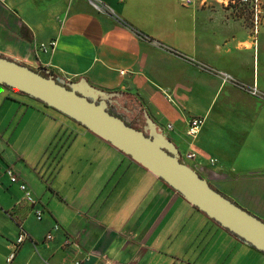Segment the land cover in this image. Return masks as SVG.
Wrapping results in <instances>:
<instances>
[{
    "label": "crops",
    "instance_id": "1",
    "mask_svg": "<svg viewBox=\"0 0 264 264\" xmlns=\"http://www.w3.org/2000/svg\"><path fill=\"white\" fill-rule=\"evenodd\" d=\"M101 1L109 14L89 0H0V55L133 100L181 153L197 154L190 165L213 188L264 221V97L199 66L263 95V20L249 27L222 8L181 0ZM195 117L204 123L192 139ZM81 139L49 182L51 164L37 171L0 140V169L13 168L38 201L0 177V264H264V254L109 143Z\"/></svg>",
    "mask_w": 264,
    "mask_h": 264
},
{
    "label": "water",
    "instance_id": "2",
    "mask_svg": "<svg viewBox=\"0 0 264 264\" xmlns=\"http://www.w3.org/2000/svg\"><path fill=\"white\" fill-rule=\"evenodd\" d=\"M46 74L0 55V85L45 104L109 143L220 227L264 254V221L213 188L184 162L181 152L147 112L148 135L108 111L112 98L121 96L118 92L101 90L85 78L71 82Z\"/></svg>",
    "mask_w": 264,
    "mask_h": 264
},
{
    "label": "rangeland",
    "instance_id": "3",
    "mask_svg": "<svg viewBox=\"0 0 264 264\" xmlns=\"http://www.w3.org/2000/svg\"><path fill=\"white\" fill-rule=\"evenodd\" d=\"M184 4H209L222 8L237 19H242L249 27L264 23V0H181ZM193 2V3H192ZM78 130L79 135L66 132V127ZM82 134L88 133L84 127L71 121L56 110L42 103L0 85V140L24 153L34 169L42 171L44 164H51L45 180L52 181L58 161L63 160L69 144ZM92 134V133H91ZM190 137V136H189ZM191 138V137H190ZM193 139V138H192ZM74 159L76 155L68 153ZM65 160V159H64Z\"/></svg>",
    "mask_w": 264,
    "mask_h": 264
},
{
    "label": "built area",
    "instance_id": "4",
    "mask_svg": "<svg viewBox=\"0 0 264 264\" xmlns=\"http://www.w3.org/2000/svg\"><path fill=\"white\" fill-rule=\"evenodd\" d=\"M184 1L188 2L189 0H184ZM244 1H246V0H244ZM89 2L91 4V6L99 13L109 14L111 12L110 7L105 2H103L101 0H89ZM257 20H258V18H257ZM50 44L54 45V42H51ZM199 66L201 69L206 70V71L218 76L223 84H232L236 87L247 90L253 96L264 97V94L262 95L258 91L256 86L247 87L244 84H242L241 82H239L232 75H230L226 72L215 70V69H213L207 65H204V64H199ZM203 123H204L203 118H199V117L192 118L189 122V125H188V130H187L188 136H190L193 139L196 138V136L199 134V132L201 130ZM167 127L169 129H172L171 124H169ZM196 156H197V154L194 151H188L185 153H181V159L188 164H190L191 160L196 158ZM210 161H211V163H215L217 160L211 159ZM3 175H6L10 179L11 183H18L19 184V188L24 193V198L29 204H31L32 206H35L37 204L38 201L33 196V193L30 190L28 184L26 182H24L23 180H21V178L14 171L13 168L7 167L5 169H0V177ZM35 216L38 220H42L43 210L38 209V208L35 209ZM51 238H52V234L47 235V239H51ZM25 240H26V235L24 232H21V234L18 236V238L16 240L15 247L20 246ZM68 243H69V240L66 241L65 245H67ZM13 257H14V252L10 255L9 261L12 260ZM76 264H79V262H76Z\"/></svg>",
    "mask_w": 264,
    "mask_h": 264
},
{
    "label": "flooded vegetation",
    "instance_id": "5",
    "mask_svg": "<svg viewBox=\"0 0 264 264\" xmlns=\"http://www.w3.org/2000/svg\"><path fill=\"white\" fill-rule=\"evenodd\" d=\"M116 98H112V102L108 103V111L111 114L123 119L128 125H131L148 135L146 122L142 119V113L137 104L133 100L125 97H121L119 99Z\"/></svg>",
    "mask_w": 264,
    "mask_h": 264
},
{
    "label": "trees",
    "instance_id": "6",
    "mask_svg": "<svg viewBox=\"0 0 264 264\" xmlns=\"http://www.w3.org/2000/svg\"><path fill=\"white\" fill-rule=\"evenodd\" d=\"M50 73H52V72H50ZM43 74H45V75H47L46 73H43ZM54 76H55V74L54 73H52ZM55 77H57V76H55ZM43 105H45V104H43ZM46 106V105H45ZM46 107H48V106H46ZM50 108V107H49ZM194 208H196V207H194ZM197 209V208H196ZM198 210V209H197ZM213 221V220H212ZM214 222V221H213ZM216 223V222H215ZM217 224V223H216ZM224 229V228H223ZM226 230V229H225ZM227 232H229L228 230H226ZM230 233V232H229ZM231 234V233H230ZM231 235H233L234 237H236L237 238V236L236 235H234V234H231ZM238 239V238H237ZM260 253H262V252H260Z\"/></svg>",
    "mask_w": 264,
    "mask_h": 264
}]
</instances>
